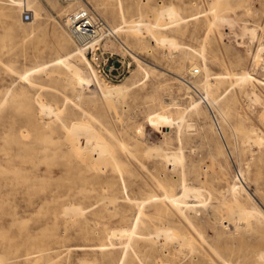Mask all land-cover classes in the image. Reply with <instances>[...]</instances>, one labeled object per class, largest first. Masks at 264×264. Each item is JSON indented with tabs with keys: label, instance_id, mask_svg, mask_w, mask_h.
Instances as JSON below:
<instances>
[{
	"label": "rangeland",
	"instance_id": "374dc122",
	"mask_svg": "<svg viewBox=\"0 0 264 264\" xmlns=\"http://www.w3.org/2000/svg\"><path fill=\"white\" fill-rule=\"evenodd\" d=\"M69 3H59L58 9L39 14L30 11V18L24 19L22 10L16 15L5 0H0V215L8 212L7 229H0V248L4 246L7 257L4 264H117L125 248V258L129 259L124 258L123 264L128 260L141 264L142 256L150 261L158 259L153 258L158 254L168 260L161 264L171 260L188 264L190 259L194 264H264V258L257 263L244 259L255 250L264 251V219L260 223L242 214L241 208L235 211L237 200H242L237 198L234 203L229 188L233 182L242 185L243 196L249 195L264 211V146L253 142L243 146L242 139L251 123L264 137V51L260 50L264 45V0H247L245 6L235 0ZM78 3L110 28L123 25L101 46L120 55L131 52L132 68L124 78L105 77L67 27L66 16L59 9L74 8ZM212 7L228 20L215 21L207 31ZM163 8H171L177 19H171L169 13L158 17ZM248 8L249 14L245 12ZM122 16L126 23H122ZM135 19L154 24L152 31H131ZM245 26L252 28L253 35ZM154 34L173 37L179 45L160 43ZM205 34L209 36V72L229 75L213 91L217 101L212 105L202 101L199 113L193 115L190 98L199 99L203 94V73L200 69L193 74L190 65L201 67L198 49ZM64 39L69 41V48L83 46L81 66L94 73L98 85L94 93L90 87L72 86L66 75L49 63L32 75L30 84L20 79L19 73L28 67L59 56L62 51L58 44ZM137 57L150 63L149 76L130 90L102 95V84L126 86L141 77ZM243 71L252 78L236 81V74ZM253 90L260 96L256 103L251 100ZM35 93L41 102L49 104L52 113L39 110ZM75 124L82 125V130L92 128L96 142L100 137L94 151L86 150V133H75L76 129L81 131ZM73 126L75 134L71 132ZM219 132L224 140L219 139ZM75 136L84 151L76 146L70 149ZM156 150L181 152L183 160L167 161ZM86 152L92 155L85 158ZM99 152L118 161H106ZM80 162L98 170L92 173ZM120 162L125 165L119 175L112 164ZM172 163L178 165L173 167ZM181 178L202 193L197 198L187 197L197 209V219L190 218L191 222L167 204L161 213L154 212L155 201L148 198L154 194L161 197L166 190L179 194ZM107 195L115 196V201L108 200ZM132 196L147 201L141 213L144 222L137 230L147 232V226L154 225V230L155 226L168 225L176 235L190 237L197 250L191 253L187 245L171 238V253H166L168 245L162 235L153 238L156 236L151 234V241L138 238L131 242L126 235H110V229L129 223L137 214V203L129 201ZM188 214L194 213L189 210ZM97 244H105V249L90 246ZM132 244L137 255L132 254ZM45 247L54 249L46 253ZM39 254L44 258L32 260Z\"/></svg>",
	"mask_w": 264,
	"mask_h": 264
},
{
	"label": "bare ground",
	"instance_id": "6f19581e",
	"mask_svg": "<svg viewBox=\"0 0 264 264\" xmlns=\"http://www.w3.org/2000/svg\"><path fill=\"white\" fill-rule=\"evenodd\" d=\"M217 1V0H216ZM237 3H239L240 5H244L246 4V1L247 0H235ZM64 3V4H70L69 2H71V0H68V1H60V0H5V3L10 6V8H13L16 12V15L19 14V9L24 11V10H28V11H32L34 14H39V12L41 11H49V9H58V4L59 3ZM215 2V1H214ZM81 4L78 3L76 4L75 7L77 8H73V7H65V8H61L59 9V11L61 13H64L66 18V24H67V27L69 28V30L71 31V33L73 34L70 26H69V21H68V17L70 14L74 13L75 11L79 10V9H82L84 7L80 6ZM214 6V4H213ZM247 6V5H246ZM22 7V9H21ZM164 9V8H163ZM161 10L162 12H158V17L160 15V13H163L161 14V16L164 15V13H169L170 15V18L171 19H177L176 18V14L175 12L169 8L167 9V11H165L166 9L164 10ZM159 10V11H160ZM121 11V10H120ZM164 11V12H163ZM206 12V11H205ZM246 13H250V9H246L245 10ZM244 12V13H245ZM10 16V15H9ZM166 16V14H165ZM178 16V15H177ZM180 19L184 18V17H179ZM231 18V17H229ZM33 19V18H32ZM170 19V20H171ZM233 19V18H231ZM222 21V20H228L227 16H225L222 12H219V10H217L216 8H213L212 7V10H211V16L207 19V31L210 30L212 28V26L214 25L215 21ZM172 21V20H171ZM178 21V20H176ZM31 21L27 22V24H29ZM127 20L124 18V16H122V23H126ZM174 22V21H172ZM170 22V23H172ZM157 22H155L156 24ZM169 23V22H168ZM169 23V24H170ZM232 23V22H231ZM158 24V23H157ZM167 24V23H166ZM165 24V25H166ZM131 28L130 30L131 31H142V29H145L147 31H152V27H154V24H151L150 22H147L146 20L145 21H142L140 19H135V20H132L131 21ZM160 26V25H159ZM162 26V25H161ZM248 26H245L246 28V31H249L247 29H250V32H251V29L252 28H247ZM123 28V25H120V24H113L112 26V30L115 32V31H118L120 29ZM244 31V30H243ZM239 32V31H238ZM253 32V31H252ZM249 33L250 35H253V33ZM156 33V32H154ZM244 33H246L244 31ZM151 34V32H150ZM238 34V33H237ZM242 34V33H241ZM74 35V34H73ZM152 35V34H151ZM244 35V34H243ZM155 38L156 39H159L161 41H159L160 43L162 41H167V43H169L171 46H178L179 43L175 42V40L173 39V37H160L158 38L155 34H154ZM154 38V39H155ZM155 39V40H156ZM78 40L81 41L80 38H78ZM122 42V41H120ZM83 43V42H82ZM123 43V42H122ZM121 43V44H122ZM209 43V36L207 34L204 35V37L202 38V40L200 41V47L198 49V53H199V56L201 58V61H202V64H201V67L199 68V66L197 65H194V64H191L190 65V70H192V73L194 71H199L200 69L202 70V73H203V76H202V79H201V88L203 89V94L200 95V98L199 99H193L192 97L190 98V105H191V109H192V114L193 115H197L199 113V110H200V104L201 102H206L208 105H212L214 104L216 101H217V97L218 95H215L213 94V91L214 90H217L218 87H220L221 84H223L224 82V78H226L227 76L225 75H229L228 73L224 74V73H219V72H214V73H210L209 70H210V65H209V62L210 61V58H209V53H208V47H207V44ZM68 44H69V41L64 39L62 40L58 46L59 48L61 49V54L53 59H50L49 61H42L41 63L39 64H36V65H33L31 67H28L26 69L25 72L23 73H19V77L20 79L23 80V82H27V83H31L32 81V75H34V73L38 72L39 70H41L43 67L47 66V64H51V65H54V68H56L57 70H59L60 72H62L63 74L66 75V77L69 79V81L72 83L71 85L75 87V85H77L78 87H81L83 88V86H86V87H90L92 90H91V93H94L95 90H97L98 88V85L94 79V73L91 72V71H88L86 68L82 67L81 65V62L83 63V60L81 59V57H83V54H84V48L83 46H79L77 45L75 48H69L68 47ZM84 44V43H83ZM163 44V43H162ZM123 45V44H122ZM85 46V45H84ZM125 48H126V45L124 44ZM187 47V45H186ZM188 48V47H187ZM189 49V48H188ZM193 49V48H192ZM129 50V49H128ZM260 50L264 51V45H262V47L260 48ZM131 53V52H130ZM168 53V52H167ZM170 53V52H169ZM260 53V52H259ZM172 54V53H171ZM135 57V56H134ZM138 59V66L143 70V73L141 75V77L137 80H133L131 82V84L129 85H115V84H102L101 85V93L102 95L104 96H111L113 93H120V92H123L125 90H130L131 88H133L134 86H136L137 84H139L140 82L144 81L148 76H149V69L148 67H151L150 63L144 61V60H140L139 57H137ZM240 61V60H239ZM84 64V63H83ZM42 66V67H41ZM256 67V65H255ZM194 74V73H193ZM236 81L238 82H241V81H244L249 79V78H252L251 75L248 74V72L246 71H243V72H240L239 74H236ZM213 76V77H212ZM235 81V82H236ZM262 82V81H261ZM186 83V82H185ZM188 83V82H187ZM231 85H233L231 83ZM230 85V86H231ZM188 86V85H187ZM243 86V85H242ZM229 88V87H228ZM227 88V89H228ZM250 94H252V101L253 102H258L260 101V96L258 93H256L254 90L251 92L250 91ZM80 96V94L78 95ZM35 97V98H34ZM34 99H36V102L38 104V107H39V110L44 114V113H47V114H50L52 113V108L49 107V104L48 106L46 104H44L43 102L40 101V99H38L36 93L34 94ZM68 98V97H66ZM247 104V103H246ZM55 114V113H54ZM56 115V114H55ZM58 117V116H57ZM60 118V116H59ZM62 119V118H61ZM60 120V119H59ZM60 122V121H59ZM61 123V122H60ZM64 124V123H62ZM72 124V123H71ZM78 125V126H76ZM251 126L249 127V129L247 128V131H246V135L242 138L243 139V146L246 145V143H251L253 142L254 144L256 143L259 147L260 146H264V137H262L261 135H259V133L256 132V128L254 126H252L253 124L251 123L250 124ZM64 126V125H63ZM72 126V125H71ZM81 126V127H80ZM57 127V126H56ZM75 127H80L81 128V131H78L77 129L74 131V126L72 127V131L71 132H75V133H78V132H85L86 133V137L84 138L85 139V144L87 145H84L86 148L89 147L91 150L94 151L95 149V146L98 145L99 143V138L98 137V141L96 142L95 140H93L94 138V131L92 128L88 127L85 128V130H82L84 127H82V125H79V124H75ZM232 127V126H231ZM95 129V128H94ZM215 130V128H214ZM219 130V129H218ZM216 131V130H215ZM244 131V130H243ZM65 132V131H64ZM73 132V133H74ZM217 132V131H216ZM74 133V134H75ZM79 133V134H81ZM218 134V132H217ZM78 135V134H76ZM83 137V136H82ZM219 139L221 140H224V137L222 135L221 132H219V135H218ZM79 138V136H78ZM95 139V138H94ZM77 138L76 136L73 137L71 139V146H70V149L72 148H75L74 146H76V149L77 150H80L82 149V151H84L83 147L80 149L79 146L77 145ZM10 142V141H9ZM81 143V142H80ZM238 142L236 143V146H238ZM250 145V144H249ZM235 146V147H236ZM85 148V149H86ZM237 148V147H236ZM76 149L74 150L77 154V156H79V151H76ZM90 149H86L88 151H90ZM158 150V149H157ZM156 150V153H158V155L160 154L162 157H164L165 159L170 160L172 159L173 160V163L175 162H179L181 160H183V156L181 155V152H180V155L177 153V152H174V153H170V152H162L163 149L159 152H157ZM166 150V149H165ZM180 150V148H179ZM81 151V152H82ZM148 151V150H147ZM152 151V150H151ZM80 152V153H81ZM173 152V151H172ZM96 153V152H95ZM177 153V154H176ZM90 154V153H89ZM98 154H101V156L104 157V159L107 161H118V159H115L114 157L110 156V158H108V156H105L103 153L99 152ZM92 155V154H90ZM89 155V156H90ZM83 156H86L85 158L89 157L87 152H86V155H83ZM94 156V155H93ZM92 156V157H93ZM230 156V155H229ZM81 157V156H80ZM90 157L88 159L91 160ZM107 157V158H106ZM100 158V157H99ZM96 159V158H94ZM102 159V158H101ZM97 160H95L96 162ZM100 161V160H99ZM99 161L97 163H99ZM90 163H93V162H90ZM119 163V162H118ZM121 163V162H120ZM171 166L173 167H176V165L178 164H173ZM82 167H84L85 169H88L90 171H92V173L96 172V170H98V167L95 166V165H91V164H82V162L79 163ZM114 165L113 167V170L114 169H117L119 171V175H120V172H121V169L120 167L124 166L125 164H112V166ZM172 167V168H173ZM191 170L194 171L197 175H198V170L196 169V167L194 165H191ZM101 168V167H100ZM112 168V167H111ZM239 169V168H238ZM183 171V170H182ZM240 173V172H239ZM183 176V175H182ZM121 177V186H124L126 185V181H125V178L123 175L120 176ZM241 180V179H240ZM181 181H182V184H181V190L179 192V194L177 193H174L172 191H169V190H166L162 195L161 197L154 194V195H151L149 196L148 198H151V200H154L155 203H154V207H155V211L156 213H161L162 212V206H165L166 204L169 206H172V207H175V210H177V212L179 211V213H181L186 219H197L196 217V212H197V209L195 208V204H192V201L191 203H189L187 201V197L189 196H192L194 198H197V196H200L202 193H201V190L200 188L198 187H189L185 181L183 180V178H181ZM125 188V187H124ZM230 190H231V194L233 196V199H234V203L236 201V199L238 198H241V200L243 201H239L237 200V204L240 206H236L235 207V211H236V208H241V213L242 214H245L247 216H253L255 218L256 221L260 222L261 223V219H264V211H262V209L253 201V199L249 196V195H246V196H243L242 192L244 191V188L242 185L240 184H237L236 182H233L231 185H230ZM122 189V188H121ZM122 193H125L123 190L121 191ZM208 192V191H207ZM229 192V191H228ZM230 193V192H229ZM208 195H209V192H208ZM103 196V195H102ZM108 196V195H107ZM125 196V198L123 197ZM106 197V196H105ZM105 197L102 199L104 200ZM235 197V198H234ZM102 198V197H101ZM108 198V200H113L115 201L116 197L111 195V196H108L106 197ZM122 198H124L125 200H127V195L126 194H122ZM130 200L129 201H133L135 203H137V214H135L133 216V218L130 220L129 223H124L122 224L119 228H116V229H110L111 231L109 232L110 235H118L120 234L119 236L121 235H126L129 239V242L133 241V239H146V240H150L151 239V234H153L154 236L156 237H153V238H158L160 235H162V239L166 241V245H168L167 247V250H166V253H171L170 250H171V247H170V239L171 238H177L181 241L182 244H185L189 247V252H195L197 250V248L194 246V244L192 243L191 241V238L188 237V236H185V235H176L175 233H173V231L171 230V227L168 226V225H158V226H155V229H151L154 227L153 226H150L148 228L149 231L147 232H143V231H139L137 230V228L139 227V225L144 222V220L141 218V213L144 212L145 210V204L147 203V201L145 199H140L139 197H135V196H132L131 198H129ZM208 199V198H207ZM112 201V202H113ZM200 200H198L199 202ZM238 201L240 202V204L238 203ZM194 203V202H193ZM197 203V202H196ZM199 203H202V201H200ZM248 203H250L251 205H248ZM243 204V205H241ZM228 205V204H227ZM234 206V205H233ZM68 207V206H67ZM74 208V207H73ZM76 208V207H75ZM123 208H121L120 210H122ZM233 209V208H232ZM71 210V209H70ZM76 209H74L75 211ZM92 210V209H91ZM189 210H192L193 211V215H189L188 212ZM228 211V209H226ZM68 211V210H67ZM122 212V211H121ZM230 213L227 212V214H229L228 216L231 217L232 215L231 214V211H229ZM75 213V212H73ZM209 213V212H208ZM69 214V213H68ZM240 214V216L242 215ZM239 215V214H238ZM243 217V215H242ZM241 217V218H242ZM12 218V217H11ZM228 218V217H226ZM232 218V217H231ZM191 219H190V222H191ZM230 219V218H229ZM7 220H8V212L7 213H2L0 215V229L1 230H6L7 229ZM13 220V219H12ZM228 220V219H227ZM232 220H230L231 222ZM11 222V221H10ZM9 227V226H8ZM177 231V230H176ZM107 236L108 237H110ZM193 237V236H192ZM124 241V240H123ZM122 241V243H123ZM151 241V240H150ZM175 241H178V240H175ZM174 241V242H175ZM128 242V241H127ZM154 242V241H153ZM126 244V243H125ZM91 247H96L97 249H99L100 251H103L105 249V244H97V245H90ZM180 246V245H179ZM66 247H69V246H66ZM152 248H154L153 245H151ZM201 248V247H200ZM53 248H50V247H45L43 248V250H47L46 253H49L51 250H53ZM131 249H132V254L134 255H137V250L136 248L134 247V245L132 244L131 245ZM181 251V250H180ZM164 252V251H163ZM264 252V251H262ZM262 252L258 251V250H255L251 255H244V259L246 260H250V262H255L257 263L258 261L261 260V258H264V254H262ZM0 253H1V257H0V260H1V264H4L6 263L7 261V257L5 255V250H4V246H2L0 248ZM111 252H109L108 254H110ZM125 253H126V248L123 250V257L119 260V262L117 264H123V260L125 258ZM32 254L31 253H28V255ZM200 255V254H199ZM47 256V254H46ZM218 256V255H217ZM44 258V256H42V254H39L38 256H35V258H32V260L34 261H38L39 258ZM158 259H151L150 261L148 259H145L144 256H142L140 258V262L141 264H161L163 262H166L168 260L166 259H163V257L161 256V254H158L156 255L155 257L153 258H157ZM193 257V256H192ZM28 258V257H27ZM31 257H29L28 259H30ZM223 258V257H222ZM126 260L129 259V258H125ZM211 259V258H210ZM125 260V261H126ZM212 260V259H211ZM131 260H128L126 261V264H131L130 263ZM216 262L215 261H212V264H215ZM170 264H181V262L179 261H175V260H171L170 261ZM188 264H194L193 260L190 259V261L188 262ZM238 264V263H237Z\"/></svg>",
	"mask_w": 264,
	"mask_h": 264
},
{
	"label": "built area",
	"instance_id": "2783aa9c",
	"mask_svg": "<svg viewBox=\"0 0 264 264\" xmlns=\"http://www.w3.org/2000/svg\"><path fill=\"white\" fill-rule=\"evenodd\" d=\"M23 17L30 18V11L24 10ZM68 21L74 36L84 43L86 55L105 77L120 80L130 72L133 55L129 52L120 55L102 48L101 43L113 36V30L92 10L87 7L79 9L69 15Z\"/></svg>",
	"mask_w": 264,
	"mask_h": 264
}]
</instances>
